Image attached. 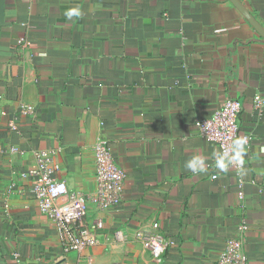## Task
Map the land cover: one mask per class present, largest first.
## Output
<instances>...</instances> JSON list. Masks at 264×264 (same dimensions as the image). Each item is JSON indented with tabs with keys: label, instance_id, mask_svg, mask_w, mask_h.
Here are the masks:
<instances>
[{
	"label": "crops",
	"instance_id": "0c3cea01",
	"mask_svg": "<svg viewBox=\"0 0 264 264\" xmlns=\"http://www.w3.org/2000/svg\"><path fill=\"white\" fill-rule=\"evenodd\" d=\"M241 1L264 26V0ZM228 98L251 142L240 170L220 171L197 121ZM99 139L123 196L90 201L97 241L65 251L26 173L49 150L58 178L91 195ZM193 156L206 172L185 168ZM155 222L175 242L162 262L139 233ZM242 222L249 263L264 264V38L230 0H0V264H215Z\"/></svg>",
	"mask_w": 264,
	"mask_h": 264
},
{
	"label": "built area",
	"instance_id": "2783aa9c",
	"mask_svg": "<svg viewBox=\"0 0 264 264\" xmlns=\"http://www.w3.org/2000/svg\"><path fill=\"white\" fill-rule=\"evenodd\" d=\"M263 99L257 98L256 105L261 106ZM241 102L236 98H228L211 117L197 121V127L202 136L216 143L221 154L225 157L232 155V142L241 138L239 129V113ZM21 113L35 115L36 109L27 103L22 104ZM14 129H17L13 125ZM246 144L251 142V135H244ZM17 150L16 147L11 148ZM36 163L27 170L34 179L31 189L37 199L40 210L46 214L58 228L65 251L80 250L85 246L94 245L97 241L95 231L89 227L85 218L88 212V203L94 202L98 209L107 210L120 203L126 182V172L118 165L105 139H99L94 145V164L97 187L91 195H84L70 190L67 183L57 176L60 164L55 162L52 152L40 149L35 152ZM243 166L246 159L242 156ZM237 170L240 165L233 164ZM216 177L215 174L212 178ZM242 195L241 192H239ZM102 226L101 221L97 223ZM247 223L238 226L235 236L226 240L223 250L218 254L215 264H250L245 250ZM145 243L152 257L162 262L167 250L175 242L167 238L160 230L158 222L153 223L151 229H143ZM118 238L123 237L121 230L116 232Z\"/></svg>",
	"mask_w": 264,
	"mask_h": 264
},
{
	"label": "clouds",
	"instance_id": "9594fccd",
	"mask_svg": "<svg viewBox=\"0 0 264 264\" xmlns=\"http://www.w3.org/2000/svg\"><path fill=\"white\" fill-rule=\"evenodd\" d=\"M65 15L69 20H71L74 17L80 16L81 13L79 10H69L65 13ZM245 144V138L234 140L232 142V155L230 157H225L223 154H217L214 156L215 167L220 171L227 170V168L233 164L240 165L242 168L243 161L241 157L244 155ZM185 168L194 174H200L207 171L206 161L199 156H193L191 159L186 161Z\"/></svg>",
	"mask_w": 264,
	"mask_h": 264
},
{
	"label": "water",
	"instance_id": "95a60500",
	"mask_svg": "<svg viewBox=\"0 0 264 264\" xmlns=\"http://www.w3.org/2000/svg\"><path fill=\"white\" fill-rule=\"evenodd\" d=\"M241 14L249 21L256 31L264 38V26L252 15L249 9L241 0H230Z\"/></svg>",
	"mask_w": 264,
	"mask_h": 264
}]
</instances>
